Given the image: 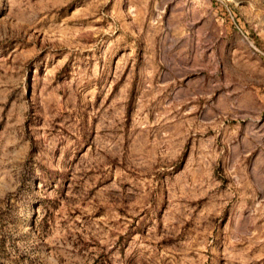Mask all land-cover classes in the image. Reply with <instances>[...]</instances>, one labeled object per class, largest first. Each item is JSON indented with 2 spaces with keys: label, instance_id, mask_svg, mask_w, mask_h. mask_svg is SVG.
Segmentation results:
<instances>
[{
  "label": "rangeland",
  "instance_id": "obj_1",
  "mask_svg": "<svg viewBox=\"0 0 264 264\" xmlns=\"http://www.w3.org/2000/svg\"><path fill=\"white\" fill-rule=\"evenodd\" d=\"M262 153L264 0H0V264H264Z\"/></svg>",
  "mask_w": 264,
  "mask_h": 264
},
{
  "label": "crops",
  "instance_id": "obj_2",
  "mask_svg": "<svg viewBox=\"0 0 264 264\" xmlns=\"http://www.w3.org/2000/svg\"><path fill=\"white\" fill-rule=\"evenodd\" d=\"M178 73L179 72H177V74ZM175 74V71H167V78L174 77ZM244 170L249 176H258L259 174L264 175V153L257 155V158L255 159L249 158L245 168H243V171Z\"/></svg>",
  "mask_w": 264,
  "mask_h": 264
}]
</instances>
